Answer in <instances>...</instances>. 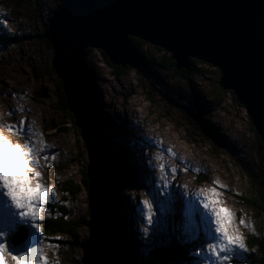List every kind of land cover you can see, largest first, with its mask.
<instances>
[{"label": "rangeland", "instance_id": "374dc122", "mask_svg": "<svg viewBox=\"0 0 264 264\" xmlns=\"http://www.w3.org/2000/svg\"><path fill=\"white\" fill-rule=\"evenodd\" d=\"M56 5L57 0H0V33L19 39L0 46V135L12 144L35 142L40 148L42 140L48 146L34 167L41 173L39 182L55 191L37 220L43 244L32 243L34 230L20 225L15 246L41 247L49 264H82L83 250L70 246L69 237L51 236L45 230L50 220L63 217L79 224L77 232L84 242L90 238L85 224L90 221L88 191L82 180L88 152L74 119L62 109L65 94L53 68V48L38 37ZM149 44L138 50L143 62H150L145 64L147 70L152 67L146 75L131 67L119 71L121 67L106 61L99 49H90L87 55L99 90L97 101L107 120V139L122 166L128 163L136 175L120 173V165L116 166L122 180L115 194L116 219L122 225L119 230L117 224L119 235L131 233L145 247L133 264H208L205 249L212 225L200 201L211 195L210 189H216V198L234 213L233 229L245 238L248 251L234 257L233 264H260L252 260L256 254L248 242L250 235L264 236V215L248 202L258 197V187L251 185L246 169L261 178L264 159L247 110L231 92L221 103L214 101L221 80L217 68L197 60L181 72L183 76L164 71L157 66L171 55ZM168 95L187 100L183 101L187 109L173 105ZM108 119L117 126L110 130ZM9 125L16 127L10 130ZM67 182L79 187L73 198L65 191ZM143 201L152 202V225L145 219ZM23 231L27 237L17 243L15 238ZM173 245L184 248L176 260H158L148 253ZM4 257L13 264L8 252Z\"/></svg>", "mask_w": 264, "mask_h": 264}, {"label": "water", "instance_id": "95a60500", "mask_svg": "<svg viewBox=\"0 0 264 264\" xmlns=\"http://www.w3.org/2000/svg\"><path fill=\"white\" fill-rule=\"evenodd\" d=\"M44 38L88 152L90 238L82 244V264H129L116 219L122 163L107 139L87 50L145 73L130 40L137 38L168 52L178 71L190 59L217 68L220 87L247 110L264 150V0H59Z\"/></svg>", "mask_w": 264, "mask_h": 264}, {"label": "snow or ice", "instance_id": "6c2138e0", "mask_svg": "<svg viewBox=\"0 0 264 264\" xmlns=\"http://www.w3.org/2000/svg\"><path fill=\"white\" fill-rule=\"evenodd\" d=\"M24 124L23 120L19 122L21 131ZM8 127L12 130L16 126ZM47 147L42 140L40 148L35 146V142L24 145L12 144L0 135V264H7L5 252H8L13 264H49L42 255L41 247L33 248L30 243L26 249L18 248L14 243L18 227L27 225L34 230L30 235V241L43 244L37 220L42 206L46 202L50 203L55 197V191L39 182L41 173L36 171L34 166L38 164L36 158ZM43 158L49 159L47 156ZM51 159H56V156L53 155ZM33 180L37 181L35 185L32 184ZM210 193L209 197L200 201L212 225L208 233L211 239L206 242L205 249L208 253V264H233L234 257L239 256L240 252L248 251L244 243L245 238L238 230L233 229L234 213L222 206V202L216 198L219 195L216 189H210ZM142 203L147 210L145 215L147 224L152 225L154 223L152 202ZM239 223L244 225L245 221L241 218ZM147 231L146 228L145 234Z\"/></svg>", "mask_w": 264, "mask_h": 264}, {"label": "trees", "instance_id": "16d2710c", "mask_svg": "<svg viewBox=\"0 0 264 264\" xmlns=\"http://www.w3.org/2000/svg\"><path fill=\"white\" fill-rule=\"evenodd\" d=\"M57 1H58V4H59V0H57ZM56 8H57V5L53 9L50 10V15L48 17L49 19L44 24V31H42V33L38 36L40 39H42L43 42H45L47 44V46L50 49H52V47H51L50 43L44 38V34H45V31H46V29H47V27L49 25L50 19L53 16V11ZM18 40L19 39L14 38L13 36L11 37V36L6 35L5 33H0V46H6V45H9V44H15V43L18 42ZM130 40H131V43L134 46V48H135V50L137 51L138 54H140L138 52V50L140 49L141 45L149 44V43L141 41V40H139L137 38H130ZM52 51H53V49H52ZM89 52H90V49L87 50V55H88ZM102 54H103L104 58L106 59V61H108V59L106 58L105 54L104 53H102ZM142 59H143V61L145 60V58L143 56H142ZM86 60H87V57H86ZM164 60H163L164 62L163 61L159 62L161 66L158 65L157 67H160V68H162V70L167 71V72H174V73L180 74L182 76L184 75L181 72H185V70L183 69L180 72H178V70L176 69V62L172 59L171 56H169L167 58L165 57ZM148 62L149 61L146 60V63H148ZM196 62H197L196 59H190V62H189L190 66L193 65ZM151 68L152 67L148 65L147 72H149V70L151 71ZM119 69H120L119 71H124V68H119ZM92 72H93V70H92ZM144 74L146 75V73H144ZM147 76H149V78H151V75L148 74ZM175 90H176V88H175ZM179 90L182 93H185L183 90H181V89H179ZM218 90H219V93L214 94V96L216 97V99H214V101L221 103L222 100H223V96L226 95V92H228V91L222 89L220 86H219ZM186 95H188V94H186ZM168 96H169L168 101L173 99V101L171 102L173 105H176L178 108H182V109L186 108L187 109V106L184 104V102L187 101V100H185L184 98H180V97H178L179 99L178 98L175 99L172 95H168ZM217 97H218V99H217ZM233 97H235L234 94H233ZM234 99H235V101H237L236 97ZM61 106H62V109L69 111L68 107H67V103L65 101V97H64V100H62ZM69 114H70V117L73 120L74 119L73 115L70 112H69ZM108 123L110 125L109 126L110 130L112 128L111 126H117L116 123L113 124L111 122V120H109V119H108ZM126 123H127V121H126ZM250 125H251L252 131L254 132V134L256 136V139L258 141L259 151L262 154L263 159H264V150H263L262 140H261L260 136L257 135V132H256L253 124L250 123ZM119 126H121V129H123L124 124H119ZM127 126H128V123H127ZM119 129H120V127H119ZM67 130L68 129H66V131ZM117 167H118V170H119L120 173H124V174L132 173V174H134V177H136L135 172L132 171V167L128 163H124L123 166H120V167L117 166ZM246 172L248 173V175L250 177L251 185L253 187H255V186L258 187V197L256 199H254L255 201L249 200L248 202L250 204L253 203L254 207L257 209V211L264 215V179H261L264 176H261V178H260L256 174H251L249 172V169H246ZM86 175H87L86 171L85 170L82 171L83 185L85 186L86 190L88 191V180L86 178ZM139 179L140 178H136V180H139ZM198 181L199 182H203V180H201V178H199ZM65 184L68 185V187L66 188L65 191H67L71 195V198H73L76 195V191L79 190V187L78 186L74 187L72 185V182H67ZM126 184H128L127 181H126ZM88 223L89 222H86L85 224L88 225ZM117 224H119V230H120L121 229L120 227L122 225H121L120 221L118 220V218H117ZM77 227H79V224L75 225L74 223L66 221L63 217H60V218H57V219L50 220L48 222V225L45 228V230H46V233L51 235V236H56V235L60 234V235L65 236V237L66 236L69 237L71 239V241H68L70 246L72 245L75 248L83 250L82 244L84 243V238H82L80 236V234L77 232V230H78ZM79 228H81V227H79ZM121 232H119V233L121 234ZM127 234L128 235L121 236L120 240L123 242L122 244H123V246L125 248V251H126V253L128 255L129 264H133V262L136 259V256L145 247L141 246V244H140L141 242L137 241L136 238H134V236L131 233H127ZM25 237H27V233L23 232L22 234H20L18 236L17 239L24 240L23 238H25ZM248 244L250 245L249 248L251 250L255 251V254H256V255L253 254L254 256H253L252 260L254 262H258L260 264H264V236H262V234L260 236H258V237L254 236V235H250ZM182 249H184V248L180 249L176 245L165 246V247L161 246L158 249L153 250V252H151V255L155 259H160V258H163L164 256H166V257L168 256L169 259H172V258L174 259L176 256L180 255ZM79 262L81 263L82 261H79Z\"/></svg>", "mask_w": 264, "mask_h": 264}, {"label": "bare ground", "instance_id": "6f19581e", "mask_svg": "<svg viewBox=\"0 0 264 264\" xmlns=\"http://www.w3.org/2000/svg\"><path fill=\"white\" fill-rule=\"evenodd\" d=\"M156 142H158V139H154ZM189 191V190H188ZM191 192V191H190Z\"/></svg>", "mask_w": 264, "mask_h": 264}, {"label": "clouds", "instance_id": "9594fccd", "mask_svg": "<svg viewBox=\"0 0 264 264\" xmlns=\"http://www.w3.org/2000/svg\"><path fill=\"white\" fill-rule=\"evenodd\" d=\"M142 57V56H141Z\"/></svg>", "mask_w": 264, "mask_h": 264}]
</instances>
